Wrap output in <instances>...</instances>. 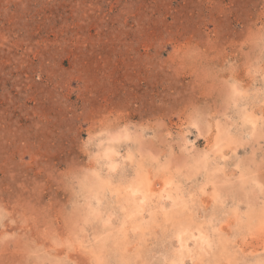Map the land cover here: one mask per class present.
Segmentation results:
<instances>
[{
  "label": "rangeland",
  "instance_id": "obj_1",
  "mask_svg": "<svg viewBox=\"0 0 264 264\" xmlns=\"http://www.w3.org/2000/svg\"><path fill=\"white\" fill-rule=\"evenodd\" d=\"M0 264H264V0H0Z\"/></svg>",
  "mask_w": 264,
  "mask_h": 264
},
{
  "label": "bare ground",
  "instance_id": "obj_2",
  "mask_svg": "<svg viewBox=\"0 0 264 264\" xmlns=\"http://www.w3.org/2000/svg\"><path fill=\"white\" fill-rule=\"evenodd\" d=\"M142 181H143V180H141L140 183H137V181H136L137 185H136L135 188H134V192H135V191H140V192H143V193H144V192L147 193L146 186H145V187H144V185L141 186ZM138 182H139V181H138ZM145 185H146V184H145ZM147 197H148V194H147Z\"/></svg>",
  "mask_w": 264,
  "mask_h": 264
}]
</instances>
